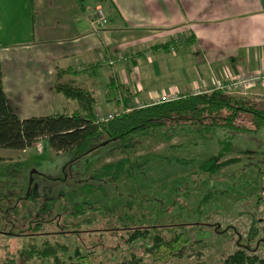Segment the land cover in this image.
<instances>
[{
  "label": "rangeland",
  "instance_id": "obj_1",
  "mask_svg": "<svg viewBox=\"0 0 264 264\" xmlns=\"http://www.w3.org/2000/svg\"><path fill=\"white\" fill-rule=\"evenodd\" d=\"M30 1L0 0V30L7 26L6 22L14 26L22 20ZM13 33L16 35L14 28ZM8 37L0 33L2 43ZM107 102L103 106L96 104V113L121 110L115 99ZM65 103L59 106L62 113H70L73 105L77 106L75 101ZM250 118L249 113L242 112L235 122L246 127L251 125ZM172 127L167 124L124 141H107L79 157L74 156L73 149L55 150L44 137L26 149L0 147L1 163L21 164L17 172L7 175L8 179L12 177L11 181L19 177L13 185L3 180L7 187H0V203H22L32 180L37 199L32 202L35 217L46 214L44 209L49 200L46 197L63 191L65 194L56 202L59 206L81 200L93 202L98 210L86 211L79 217L68 216L64 210L56 213L59 206H51L50 220L44 222V232L50 231L47 235L52 238L58 231L76 229L70 223L81 221L78 228L82 229L83 239L79 235L73 244L78 243L82 249L93 246L94 251L85 261L74 260L73 264H112L127 254L129 246L124 239L129 220H134L131 224L144 226L162 224L165 237L174 229L182 231L188 242L198 238L204 242L198 256L166 258L145 252L138 242L134 247L136 255L141 257L138 264H219L224 255L241 245L257 247V252L263 254L264 172L259 168H264V125L254 131L232 130L233 149L220 158L227 164L214 173L202 171L199 164L217 151L216 139L224 135L221 130L203 136L194 129L179 131ZM101 138L105 139L106 135ZM120 158L125 159L124 166L129 171H124L116 182L92 179L96 168ZM177 158L188 163L178 162ZM86 182L92 183L96 190L82 191L81 186ZM20 206L21 213L27 214L25 204ZM27 208H31L29 203ZM87 217L91 218V224L84 223ZM17 224L16 228L27 227L26 220ZM6 233H0V264L13 257L16 264H50L22 255L21 238ZM54 264H69V259Z\"/></svg>",
  "mask_w": 264,
  "mask_h": 264
},
{
  "label": "crops",
  "instance_id": "obj_2",
  "mask_svg": "<svg viewBox=\"0 0 264 264\" xmlns=\"http://www.w3.org/2000/svg\"><path fill=\"white\" fill-rule=\"evenodd\" d=\"M87 1L31 0L22 20L1 28L9 36L0 41L4 88L21 118L77 103L55 91L58 75L89 89L103 106L120 98L105 93L110 77L149 103L264 69V0ZM98 6L108 18L102 26ZM249 93L264 97V86Z\"/></svg>",
  "mask_w": 264,
  "mask_h": 264
},
{
  "label": "trees",
  "instance_id": "obj_3",
  "mask_svg": "<svg viewBox=\"0 0 264 264\" xmlns=\"http://www.w3.org/2000/svg\"><path fill=\"white\" fill-rule=\"evenodd\" d=\"M159 45L167 47L166 43ZM106 86L105 93L107 95L114 94V97L119 96L120 98H117L116 102L121 105V110L106 120H98L95 110L96 100L89 89L69 81H62L59 75L54 82L55 91L65 98L76 100L77 107L70 113L31 115L21 118L9 108L0 60V147L26 149L35 140L44 137L55 150L73 149L74 156L79 157L107 141H124L134 134H148L167 124L179 131L194 129L195 132L203 136L219 129L220 133L224 135L216 139L217 151L199 164L202 171L214 173L227 164L226 160L220 161V158L233 149L231 135L234 133H230L232 130L254 131L264 125V97L253 99L249 96L226 93L213 86L208 90L203 89L173 99L137 106L136 93L128 85L118 84L113 77H110ZM242 112L250 114L251 125L246 127L237 125L235 121ZM104 134L106 138L102 140L101 137ZM168 136L171 137L170 134ZM176 161L188 163V160L183 158H177ZM13 165L0 161V187H7L6 184L13 185V181L19 178L17 177L13 181H11L12 177L8 179L7 175L17 172L21 166L19 162ZM124 165V158L105 162L93 171L92 179L100 181L109 179L116 182L122 173L129 171L125 169ZM259 171L264 172V168H259ZM3 180L7 183L5 184ZM33 182V180L28 182L26 195L22 196V203H0V233L6 231V234L20 237L24 244L21 254L27 255V258L32 257L36 261L40 260L50 264L64 262L66 259H69V264H73L74 260L85 261L87 255L93 252L94 248L88 246L82 249L78 243L73 244L75 237L80 235V238L83 239L80 233L82 229L78 228V223L81 221L70 223V227L76 228L77 226L76 229L58 231V234L52 238L47 235L50 231L44 232V222H49L52 213L50 207H58L60 204H56L57 199L65 192L46 197L49 199L46 202V209H44L46 214L35 217L32 215L34 205L32 202L37 199L34 198ZM81 190L93 192L96 187L92 183L86 182L81 186ZM28 203L31 205L30 209L27 208ZM24 204L25 211H28L27 214L21 213L20 205ZM60 210H64L68 216L79 217L86 211H97L98 207L91 201L81 200L59 206L56 213ZM23 220H26L27 227L16 228L17 222ZM133 221L129 220L130 225L125 226L127 234L124 240L129 246L128 255L125 254L112 264H138L141 257L137 256L134 251L138 242L139 247H142L145 252L158 258L198 256L201 253L199 249L204 246L201 238L188 242L182 231L171 229L170 235L165 237L162 233L165 226L162 224L144 226L137 223L131 224ZM84 223L91 224V218L84 219ZM3 264H16V261L13 257ZM219 264H264V253L259 254L257 247L241 245L224 255Z\"/></svg>",
  "mask_w": 264,
  "mask_h": 264
},
{
  "label": "built area",
  "instance_id": "obj_4",
  "mask_svg": "<svg viewBox=\"0 0 264 264\" xmlns=\"http://www.w3.org/2000/svg\"><path fill=\"white\" fill-rule=\"evenodd\" d=\"M96 22L98 25L102 26L105 25L108 22V18L106 15L105 10L98 6L96 8ZM170 50L174 51V47L170 46ZM136 50H133V53H135ZM119 57H123L122 53H119ZM256 85H262L264 86V69H258L256 71H247V72H241L238 73L232 77H230L227 80L219 81L217 82L214 87L216 89H221L222 91L230 94H237V95H243V96H249L250 90L252 87ZM177 94L175 93H169L164 96H161L158 99H154L152 102L161 101V100H169L176 98ZM137 106L144 105L143 102H140L136 100ZM118 112H108V113H97L98 114V120H106L110 117H113Z\"/></svg>",
  "mask_w": 264,
  "mask_h": 264
}]
</instances>
